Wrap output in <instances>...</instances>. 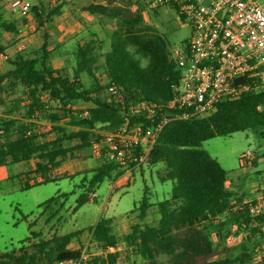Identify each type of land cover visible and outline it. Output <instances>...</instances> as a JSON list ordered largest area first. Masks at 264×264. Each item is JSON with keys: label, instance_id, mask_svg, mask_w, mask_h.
I'll list each match as a JSON object with an SVG mask.
<instances>
[{"label": "trees", "instance_id": "16d2710c", "mask_svg": "<svg viewBox=\"0 0 264 264\" xmlns=\"http://www.w3.org/2000/svg\"><path fill=\"white\" fill-rule=\"evenodd\" d=\"M98 1L84 10L93 15L116 18L110 50L103 56L104 82L97 76L100 56L93 38L95 33L89 40L77 44L75 66L69 75L53 62V54L58 48L51 46L49 29L44 32L43 44L33 56L16 54L7 58L12 68L0 71V106L6 107L0 114V167L35 160V168L26 175H40L43 180L38 185L57 181L49 178L50 172L87 150L100 137L97 128L111 131L127 118L131 124L137 122V118L129 116L130 107L141 102L156 105L157 115H160L175 96L180 70L171 57L167 39L143 28L142 9L131 14L111 8L110 4L115 0ZM65 5L63 2L51 7L41 3L33 6L31 11L37 30L51 28L54 17L62 14ZM0 30L20 32L18 25L5 20L1 13ZM132 48L142 54L145 65ZM5 50L6 47L0 44V57H8ZM84 74L91 77L90 85L83 81ZM112 86L116 88V94L109 92ZM20 88L24 98L6 100L20 93ZM79 102L88 106L75 108ZM16 112H20V117ZM142 120L144 127L151 125L145 118ZM43 123L48 124V128L46 132H39L38 127ZM262 129L263 90L224 100L204 118L168 122L147 160L139 165L140 168L162 163L164 168L159 179L173 182L169 198L157 203L160 218L155 225L135 223L130 232L118 235L113 219L101 217L88 229L51 240L32 242V238L27 237L25 241L30 242L29 245L19 249L12 245L0 252V264H57L78 260L82 248L71 249L69 245L87 230L105 254L92 257L83 264H117L121 252L107 250L117 249L120 243L126 245L127 254L140 258L143 264H249L254 250L264 240V217H252L250 205L243 203L244 197L226 185L228 171L201 146L216 137ZM243 161L242 165L247 166ZM253 165L257 166L256 160ZM124 172L123 168L105 160L93 169L87 191L99 188L105 180L115 179ZM30 187L34 186L27 183L22 186L23 189ZM67 196L59 192L39 208L49 209L56 199ZM88 200L85 193L81 194L74 211ZM152 206L145 188L133 213H138L137 218L143 221ZM35 225L30 222V229ZM242 232L244 236L239 246L225 248L224 256L218 257V246L225 247L227 238ZM31 235L40 237L34 231ZM213 235L218 237L217 243ZM235 249L238 252L231 255Z\"/></svg>", "mask_w": 264, "mask_h": 264}, {"label": "rangeland", "instance_id": "374dc122", "mask_svg": "<svg viewBox=\"0 0 264 264\" xmlns=\"http://www.w3.org/2000/svg\"><path fill=\"white\" fill-rule=\"evenodd\" d=\"M23 2H29L31 9L39 3L51 7L64 2L66 3L63 8L65 14L63 18L55 16L51 28L44 27L37 30L33 12L30 11L28 17L20 13V6ZM95 2L100 1L0 0V13L3 14L5 20L16 23L20 30L19 34L0 30V44L6 47L5 52L8 56L0 57V71L12 68L7 58H12L16 54L33 56L43 44L44 32L49 29L51 46L58 48L53 54V62L69 75L75 66L77 44L89 40L93 37L91 34L95 33L93 38L97 41V52L100 56L97 76L104 82L106 75L103 56L110 50V38L116 31V18L107 15H93L84 10L86 6ZM110 7L131 14L142 9L143 28L163 35L169 43L170 52L174 47L182 45L189 37L188 24H182L177 13L169 7H159L154 10L141 7L138 0H115ZM131 50L145 65L146 60L142 54L136 48ZM82 79L87 85L92 82L87 74H84ZM19 91L21 92L13 97H6V100L10 102L12 98H24L22 88ZM87 106L88 104L79 102L75 108L84 109ZM5 109L4 105L0 106V114H3ZM15 114L20 117V112ZM46 127L48 128V124H41L38 127L39 132H44ZM96 130L101 135L109 131L104 128ZM201 148L216 158L228 171L232 183L228 181L226 184L238 192L239 196H243V201L255 200L264 193V129L258 132H236L228 136L216 137L205 141ZM248 151L252 153L251 159H244L242 156ZM243 159L247 162V166L242 165ZM253 160L257 161L256 167L253 165ZM31 163L33 164L34 160ZM99 164L98 160L89 156L88 151H84L77 153L75 158L67 160L60 168L50 172L49 178L57 181L38 185L43 180L40 175L34 173L25 175L28 173H24L22 181L14 177L10 181L6 179L0 183V252L12 248V245L16 249L22 245H29L30 242L25 241L27 237H31L32 242H38L39 239L51 240L70 232L88 229L95 225L101 217L113 219L114 229L118 235L130 232L135 223L155 225L160 218L157 203L169 198L173 186L172 181L162 182L159 179L164 165L160 163L151 167L123 168L125 170L123 175L110 181L105 180L99 188L87 191L89 180L93 176V169ZM26 165L30 168V163ZM16 168L18 165L14 166L13 170ZM26 183L34 187L23 189L22 186ZM145 188L148 190L153 206L142 221L137 218L138 213H133V210L141 201ZM59 192L68 196L56 199L50 204L49 209H45V206L39 208L40 204L45 203ZM83 193L88 196L89 200L74 211L76 200ZM93 193H96L97 197L93 198L91 196ZM258 217L264 216L253 218ZM16 222H18L17 225H15ZM30 222L36 223L31 229ZM233 230L235 231L236 227ZM31 231L36 232L40 237H32ZM243 236L244 232L227 238L225 247L218 246L217 256L223 257L225 248L238 247ZM91 238V232L87 230L71 244V247L87 249L93 258L105 254V250ZM213 239L216 243L219 241L215 235ZM115 250L121 252L117 264H143L140 258L127 254L125 244L120 243L117 249H112V251ZM237 252L238 250L235 249L231 255ZM257 263L264 264V240L254 250L252 261L249 264Z\"/></svg>", "mask_w": 264, "mask_h": 264}, {"label": "built area", "instance_id": "2783aa9c", "mask_svg": "<svg viewBox=\"0 0 264 264\" xmlns=\"http://www.w3.org/2000/svg\"><path fill=\"white\" fill-rule=\"evenodd\" d=\"M138 1L154 10L173 9L180 22L188 24L190 34L182 45L171 50L180 79L166 111L157 115L156 105L137 103L130 107L129 114L137 122L131 124L127 118L118 128L100 134L85 150L100 164L106 160L121 168L144 163L168 122L204 118L224 100L264 90V0ZM30 11L31 4L23 2L20 13L28 17ZM109 92L116 94V88L110 87ZM142 118L151 125L144 127ZM251 156L248 151L242 157ZM0 174L7 178L5 166L0 167ZM91 196L97 197L96 193ZM243 203L250 205L252 217L264 216V193ZM91 259L84 249L78 260L57 264H83Z\"/></svg>", "mask_w": 264, "mask_h": 264}, {"label": "crops", "instance_id": "0c3cea01", "mask_svg": "<svg viewBox=\"0 0 264 264\" xmlns=\"http://www.w3.org/2000/svg\"><path fill=\"white\" fill-rule=\"evenodd\" d=\"M64 14L65 13L62 12V14L59 15L58 17L59 18H63ZM32 161L33 160H29V161H24V162H21V163H18V164H14V165H11V166H5L6 167V171H7V175H8L7 178H6V179H8L7 181H10L14 177H18L22 181V176H23L22 174L28 173V172L32 171L35 168V160H34L33 164L31 163ZM26 163H30V168H27L28 165H26ZM16 165H18V168H16V170H13V167L16 166ZM0 178H1L0 179V183H3L6 180V179H4V174H0ZM229 181L232 183V178H230V175H229ZM71 244L69 245V248L74 249V248L71 247Z\"/></svg>", "mask_w": 264, "mask_h": 264}]
</instances>
